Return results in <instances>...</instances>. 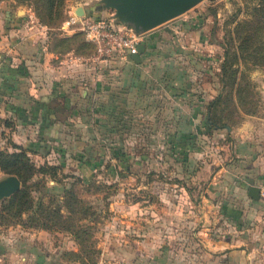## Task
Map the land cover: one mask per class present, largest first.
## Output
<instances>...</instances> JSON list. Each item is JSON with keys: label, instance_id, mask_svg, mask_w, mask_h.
Here are the masks:
<instances>
[{"label": "rangeland", "instance_id": "374dc122", "mask_svg": "<svg viewBox=\"0 0 264 264\" xmlns=\"http://www.w3.org/2000/svg\"><path fill=\"white\" fill-rule=\"evenodd\" d=\"M8 1L16 12L14 17L20 16L22 23L26 14L32 13L35 17L29 0ZM249 1L200 0L182 14L156 26L160 28L178 21L173 39H169L171 44L166 51L169 54L165 56L168 57L167 61H171L173 77L170 80L161 77L163 80L158 83H174L175 88L171 91L173 95L170 96H176L172 98L186 92V99H181L182 94L180 102L195 101L201 106L199 116L202 121L198 119V126L201 128H204L207 118L206 104L221 91L218 103L211 107L210 120L219 125L224 122L227 126L212 128L208 133L187 140L183 155H180L177 148L178 133L182 128L189 130L193 120L181 123L152 116L151 112L145 114L146 107L140 106V102H145L140 95L128 98L127 103L120 107L107 105L105 102L109 101L104 96V101L100 104L99 99L102 98H98L96 93V97L89 100V105L85 106L84 102L80 104V119L65 123L62 140L54 144L45 157L34 147H29L26 140H22V129L17 130L13 121L2 115L0 150L10 152L15 150L13 146H19L27 151L36 166L44 162L53 166L51 170L37 172L28 183L34 200L40 199L46 204L51 201L52 204L60 205L62 190H72L87 209L84 211L86 215L78 223L85 228L87 235L83 236L78 245L72 235L56 228L46 230L22 227L18 223H0V232L11 225H19L28 231L43 230L54 237H57L56 234H63L75 246L74 250H61L59 256L63 260L74 261L76 264H129L130 260L132 262L136 258L130 252L132 250L128 249L132 248L133 241L148 237L147 229L151 225L153 213L163 224L161 217H166L165 214H168L172 206L178 205L177 197L181 194L186 195L188 200L187 203H182L184 207L194 213H205V224L214 222L219 225V203H215L216 198L226 199L225 196L230 195L231 190L227 188V181L218 180L209 185L211 176L217 168L226 171L229 165L239 160L235 153L238 144L243 146L246 116L264 117V62L253 64L248 60L246 64L247 100L252 96L251 103L246 106L254 109L251 114H245L237 106L232 89H220L219 82L221 44L230 36L235 21L247 17L245 5ZM75 2L82 5L83 0L63 1V20L55 27L48 28L35 17L44 26L45 32V37H36L37 45L43 41L48 44L55 35L57 38L58 34L69 35L75 32L64 29L65 9ZM96 3L97 0H92V4ZM87 9L88 13L101 15L111 12L88 6ZM38 32H34L35 36H38ZM63 54L65 53L60 55ZM231 63L234 64V60ZM260 122L259 120L254 126H261ZM261 127L264 130V123ZM258 153L264 156V145ZM5 175L8 174L0 173V178ZM262 181L264 191V180ZM259 198L264 200L262 196ZM61 211L65 212L62 207ZM124 213L128 214L126 218L119 219ZM139 217L145 219L141 220ZM157 237L161 239L162 236ZM103 242L109 247L107 251L101 249ZM123 242L124 251H117L115 248H121ZM253 242L259 248V236ZM125 256L128 261L121 262L119 257ZM139 263L144 264L143 260Z\"/></svg>", "mask_w": 264, "mask_h": 264}, {"label": "crops", "instance_id": "0c3cea01", "mask_svg": "<svg viewBox=\"0 0 264 264\" xmlns=\"http://www.w3.org/2000/svg\"><path fill=\"white\" fill-rule=\"evenodd\" d=\"M81 6L88 10L87 6L93 8L94 4L92 0H83ZM15 13L8 0H0V117H7L17 130L22 129V140L42 157L62 140L65 123L80 119V104L89 105L96 93L102 98L100 104L104 96L109 101L105 102L107 105L121 107L128 98L140 95L145 102H140V106L146 107L145 114L151 112L152 116L181 123L192 119L190 129L182 128L178 133L180 155L184 154L187 140L204 133V128L198 126V119L202 121L201 106L195 101L180 102L186 92L172 98L176 96H170L174 83H158L163 80L161 77L165 80L173 77L171 61L165 56L169 54L166 52L171 44L169 39L176 32L178 21L143 33L139 63L133 62L130 55L125 59L91 62L70 52L53 54L46 49L47 41L37 45L36 37H45V32L41 30L35 36L34 32L26 31L21 17H14ZM263 118L246 116L243 146L238 144L235 153L239 160L226 171L217 168L211 176L209 185L227 181L231 190L226 199L216 198L219 225L205 224V213H194L184 207L182 203L188 200L181 194L177 197L178 205H173L166 217L160 216L163 224L151 212L148 237L133 241L128 250H132L136 259L129 264H140L142 260L144 264H264V200L247 195L250 185L263 190L264 156L258 153L264 145ZM259 120L261 126L255 127ZM127 215L121 214L119 219ZM56 236L43 230L28 231L19 225L7 227L0 232V264H76L59 256L63 249H75L70 238L63 234ZM257 236L259 248L253 242ZM104 243L101 249L107 251L109 247ZM124 243L115 249L124 251ZM119 259L128 261L127 256Z\"/></svg>", "mask_w": 264, "mask_h": 264}, {"label": "trees", "instance_id": "16d2710c", "mask_svg": "<svg viewBox=\"0 0 264 264\" xmlns=\"http://www.w3.org/2000/svg\"><path fill=\"white\" fill-rule=\"evenodd\" d=\"M29 1L35 17L42 25L52 28L62 22L64 0ZM245 13L247 17L235 21L230 36L221 44L219 82L220 89H232L237 106L245 114H251L254 109L246 106L251 103L252 96L247 100L245 70L248 60L253 64L264 62V0H250L248 5H245ZM46 49L57 55L70 52L77 57H85L93 52V46L84 40L80 31L69 35L58 34L57 38L56 35L51 37ZM233 60L234 64L231 63ZM220 97L219 90L206 104L204 133H208L212 128L227 126L224 122L219 125L210 120L211 107L218 103ZM13 148L15 150L10 152L0 150V173L15 175L19 180V188L0 202V223H18L22 227L46 230L56 228L68 232L79 245L83 236L87 235L85 228L78 224L87 210L82 201L76 198V194L70 189L62 190L60 205L52 204L51 201L46 204L40 199L34 200L28 183L37 172L51 170L53 166L45 162L36 166L24 148ZM61 207L65 212L61 211Z\"/></svg>", "mask_w": 264, "mask_h": 264}, {"label": "water", "instance_id": "95a60500", "mask_svg": "<svg viewBox=\"0 0 264 264\" xmlns=\"http://www.w3.org/2000/svg\"><path fill=\"white\" fill-rule=\"evenodd\" d=\"M200 0H97L95 10H111L115 23L127 24L135 33H144L182 14ZM85 8L77 5L76 15L85 13ZM143 51L138 43L130 54L133 62L139 63V55ZM19 188V180L15 175H5L0 178V201L9 197ZM247 195L258 199L259 188L253 185L247 187Z\"/></svg>", "mask_w": 264, "mask_h": 264}, {"label": "built area", "instance_id": "2783aa9c", "mask_svg": "<svg viewBox=\"0 0 264 264\" xmlns=\"http://www.w3.org/2000/svg\"><path fill=\"white\" fill-rule=\"evenodd\" d=\"M74 8L75 5L70 4L65 9L64 29L80 31L84 40L93 46V52L85 56V60L100 62L109 58L125 59L142 40L143 33H135L127 24L115 23L112 12L101 15L85 11L82 15H76ZM25 16L22 25L26 31H44V26L38 23L32 13ZM259 196L264 197L262 189Z\"/></svg>", "mask_w": 264, "mask_h": 264}, {"label": "flooded vegetation", "instance_id": "af4514ba", "mask_svg": "<svg viewBox=\"0 0 264 264\" xmlns=\"http://www.w3.org/2000/svg\"><path fill=\"white\" fill-rule=\"evenodd\" d=\"M96 4H97V3H96ZM96 4H94V6H95ZM94 6H93V8H94Z\"/></svg>", "mask_w": 264, "mask_h": 264}]
</instances>
